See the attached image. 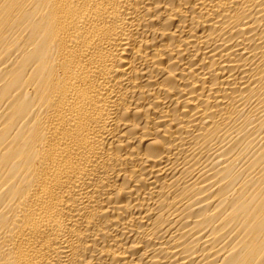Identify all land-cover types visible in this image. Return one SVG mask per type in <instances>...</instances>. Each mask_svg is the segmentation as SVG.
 <instances>
[{"label":"bare ground","instance_id":"obj_1","mask_svg":"<svg viewBox=\"0 0 264 264\" xmlns=\"http://www.w3.org/2000/svg\"><path fill=\"white\" fill-rule=\"evenodd\" d=\"M0 264H264V0H0Z\"/></svg>","mask_w":264,"mask_h":264}]
</instances>
